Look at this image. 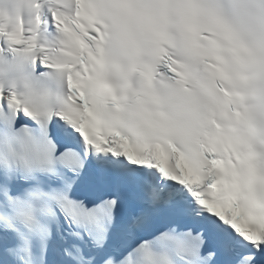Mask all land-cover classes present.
Instances as JSON below:
<instances>
[{"label":"snow or ice","instance_id":"1","mask_svg":"<svg viewBox=\"0 0 264 264\" xmlns=\"http://www.w3.org/2000/svg\"><path fill=\"white\" fill-rule=\"evenodd\" d=\"M0 264H264V0H0Z\"/></svg>","mask_w":264,"mask_h":264}]
</instances>
